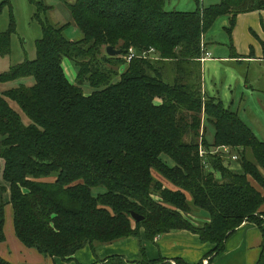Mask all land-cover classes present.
<instances>
[{
  "label": "trees",
  "instance_id": "1",
  "mask_svg": "<svg viewBox=\"0 0 264 264\" xmlns=\"http://www.w3.org/2000/svg\"><path fill=\"white\" fill-rule=\"evenodd\" d=\"M0 1V16L6 9L12 16L9 30L0 33V57L6 58L16 23L11 1ZM30 1L42 28L36 59L0 74L6 84L34 79L32 86L0 93V242L6 241L8 206L25 247L65 262L88 246L139 237L141 228L151 242L190 231L214 246L205 256L211 262L244 223L262 227L264 141L237 112L202 94L201 59L204 38L224 17L231 57L241 59L232 44L237 17L264 10V0H220L210 7L196 1L190 12L167 11L166 0H75L68 9L83 34L79 41L67 38L69 23L51 22L52 6ZM109 46L122 54L109 56ZM130 48L138 54L152 48L158 59L128 64ZM65 59L78 69L74 84L64 72ZM115 77L119 81L112 83ZM85 83L95 90L89 96ZM203 114V145L233 147L240 171L229 170L218 157H209L208 167L203 163ZM208 126L214 128L212 143ZM96 188L104 193L96 196ZM201 211L208 221L193 223ZM132 213L145 220L134 222ZM161 261L115 255L93 264ZM0 264L11 263L0 256ZM257 264H264V253Z\"/></svg>",
  "mask_w": 264,
  "mask_h": 264
},
{
  "label": "crops",
  "instance_id": "2",
  "mask_svg": "<svg viewBox=\"0 0 264 264\" xmlns=\"http://www.w3.org/2000/svg\"><path fill=\"white\" fill-rule=\"evenodd\" d=\"M196 1H200L203 7H207L204 4V1L207 0H166V9L170 7L171 10L176 11L185 10L182 8L194 10ZM208 1L211 6L220 2V0ZM228 23V18L224 17L215 24L214 30L210 34L217 33L215 29L220 27L222 34L219 39L211 38L210 34L204 38L205 53L208 52L210 57L202 62V82L206 97L216 99L231 109L235 106L237 108L243 101L245 96L243 91L255 92L248 76L252 66L254 70L257 64L264 65L262 45L264 42V10L240 14L237 17V25L232 33V44L241 59L231 57L230 39L225 31ZM259 71L263 74L264 68L261 66ZM263 90L264 86L258 89L260 93L264 94ZM226 102L229 105H226ZM213 136L214 134L211 139L208 138L210 143L213 141ZM235 167L236 170L240 169L239 163ZM258 189L260 188L258 187ZM260 214H263L264 218V204L260 209ZM194 216L195 218L192 217V220L196 224L208 221L206 212H196ZM16 239L17 237H11L9 242L6 236V241L0 242V256L11 264H93L97 261L94 257L95 246H88L80 250L75 255L74 261L65 262L59 258H46L36 250L25 247ZM144 241L147 242L144 247H139V243L134 237L105 244L99 250L100 258L105 260L111 256L119 255L130 262H141L137 260L140 259L141 253L145 252L149 261L163 258L166 261L174 262L180 259L186 264H200L201 262L202 264H257L264 253V223L262 227L256 223H244L227 240L224 251L211 262L209 259H205V256L212 251L214 246L201 242L199 236L190 231L182 230L163 234L157 237L154 242L149 241L145 236Z\"/></svg>",
  "mask_w": 264,
  "mask_h": 264
},
{
  "label": "rangeland",
  "instance_id": "3",
  "mask_svg": "<svg viewBox=\"0 0 264 264\" xmlns=\"http://www.w3.org/2000/svg\"><path fill=\"white\" fill-rule=\"evenodd\" d=\"M10 1L12 4L13 19L16 23V33L12 36L11 55L6 58L0 57V74L8 71L10 67L14 65L24 63L27 60H35L36 59V42L42 38V28L39 25V23H37L33 19V15L35 13V7L31 4V1L30 0H10ZM44 1L48 5L52 6V11L50 12L51 22L59 26H63L69 23L65 31L67 38L70 39L71 41L81 40L83 38V34L77 28V26L71 22L72 19H71L70 11L68 9V4H73L75 0H63V1L44 0ZM64 1H66V3ZM204 4L207 7L211 6L210 5L211 3L208 0L204 1ZM182 9H185L183 10L184 12L193 11V10H188L189 8H182ZM167 11H176V10H171V8L168 7ZM11 20H12L11 12L8 11L7 9L4 10L2 15L0 16V33L6 32L9 30ZM216 28H218V29H215L217 30L216 31L217 33H212L209 36L214 39H219L221 37L222 30L220 29V27H216ZM261 66L262 68H264V65L257 64L254 70H253L254 67L252 66V69L250 70L249 76H248L252 85L254 86L253 89L255 90V92L250 93L251 91L250 92L243 91L245 92L243 101L237 106V108L236 106L231 107L230 110L237 112L239 116L241 117V119L244 121V123L247 124V126H249L253 130L255 135L260 140L264 141V94L258 91V89H261V87L264 86V73L262 74L261 71H259ZM63 67H64V72L68 80L73 84L76 83L78 79V69L76 65L69 59H65L63 62ZM202 68H203V65H202ZM124 69H125V66L121 67L120 73L123 72ZM236 70L240 71L239 69H236ZM118 81H119V77H115L112 79V83H116ZM209 83H210V80H209ZM33 84H34V79L32 78L21 79L19 81H15L10 84L0 83V93H4L20 85L32 86ZM202 86H203V82H202ZM82 90L84 94L87 96L91 95L95 91L92 88V86L87 83H85L82 86ZM202 90H203V87H202ZM202 94L205 95V92L202 91ZM9 104L14 110H16L18 113L21 114L24 121L28 124L29 121L25 117V115L22 113L19 106L15 102H12V101H9ZM226 105H229V104L227 103ZM205 124H206V121H205V116L203 114L202 129H201L200 137L198 138L199 143L203 140V135H204L203 126H205ZM208 132L209 133H207V137L211 139L212 135L214 134V128L208 126ZM163 159L164 161L168 162L169 165L174 166L172 165L173 163L167 157L164 156ZM238 162L240 163V159ZM235 165L236 164H227V165L224 164L225 167L228 166L227 168L229 170L240 171L241 166H240V169L236 170ZM165 183L169 185L171 188H174L167 181ZM258 187L259 186L257 185V188ZM93 193L96 196H98L100 194H103L104 190L102 188H96V189H93ZM8 197L9 195L7 194L6 200L8 199ZM194 215L192 217L195 218ZM202 223L203 222H198L197 224H202ZM5 234L9 242L11 241V237L16 238L15 231H14V223H13V211H12L11 206H8L6 208ZM145 234H146L145 229L141 228L139 237L135 238V240L139 243V247L145 246V242H146L144 241V237L146 236ZM102 246H105V245L95 244L94 257L96 260H99V261L104 260L100 258L101 256L99 255V250ZM90 251L91 250L89 249V252ZM145 258H147L149 261V258L145 255V252H142L140 255V259L137 261H143ZM157 260H153V261H157ZM172 263L177 264L174 261H166L165 259L164 261L160 262V264H172ZM141 264H149V263H141Z\"/></svg>",
  "mask_w": 264,
  "mask_h": 264
},
{
  "label": "built area",
  "instance_id": "4",
  "mask_svg": "<svg viewBox=\"0 0 264 264\" xmlns=\"http://www.w3.org/2000/svg\"><path fill=\"white\" fill-rule=\"evenodd\" d=\"M210 57L208 52L205 53V57L201 59L202 62L206 61L207 58ZM127 63H131L134 59H158L156 57V51L154 49H150L143 54H138L134 48H130L127 54ZM199 156L203 160V163L208 167V160L209 157H218L221 158L224 164H238L239 162V155L236 153L233 147L228 145L223 146H210L206 147L203 145L202 141L200 142L199 147ZM229 166V165H228ZM227 166V167H228ZM174 264V263H172Z\"/></svg>",
  "mask_w": 264,
  "mask_h": 264
},
{
  "label": "water",
  "instance_id": "5",
  "mask_svg": "<svg viewBox=\"0 0 264 264\" xmlns=\"http://www.w3.org/2000/svg\"><path fill=\"white\" fill-rule=\"evenodd\" d=\"M106 52L111 57H118L122 54V50L114 49L111 46L107 47ZM131 216L134 222H142L145 220V218L138 213H132Z\"/></svg>",
  "mask_w": 264,
  "mask_h": 264
}]
</instances>
